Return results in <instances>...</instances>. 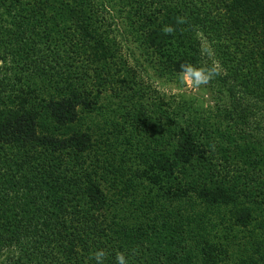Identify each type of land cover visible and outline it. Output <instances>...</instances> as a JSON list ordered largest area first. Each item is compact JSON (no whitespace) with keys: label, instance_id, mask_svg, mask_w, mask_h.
Wrapping results in <instances>:
<instances>
[{"label":"trees","instance_id":"1","mask_svg":"<svg viewBox=\"0 0 264 264\" xmlns=\"http://www.w3.org/2000/svg\"><path fill=\"white\" fill-rule=\"evenodd\" d=\"M177 16L187 23L176 25ZM167 24L176 28L175 41L191 52V63L208 64L200 54L207 42L225 70L216 79L226 86L227 100L211 113V121L216 114L219 120L205 129L209 134L201 138L189 125L175 122L176 133L185 136L171 150L143 160L148 163L133 161L122 171L106 169L102 162L99 172L100 156L115 158L135 146L130 136L114 130L129 111L95 123L110 147L90 148L88 127L58 136L35 130L40 112L53 121L43 114L49 111L60 125L78 121L88 105L79 91L89 83L103 87L102 93L113 90L114 83L123 87L122 94L139 90L136 78L142 79L134 75L139 62L129 65L119 48L131 39L152 52L164 49L161 28ZM0 61V256L10 254L5 264H95L77 243L92 252L89 241L95 243L96 236V248L114 238L127 258L134 256L130 264H202L207 258L210 264H236L228 258L226 240L240 224L226 230L222 224L237 220L236 215L227 220L218 210L226 205L221 200L237 199L230 190L234 184L223 188L226 181H241L242 187L264 184V0H0ZM113 63L130 75L110 81ZM4 68L9 74L2 73ZM9 96L13 100L7 104ZM120 100L151 118L133 97ZM192 135L216 139L199 146ZM29 153L37 157L35 164L13 168L8 160L11 154ZM180 170L207 182L199 191L191 179L182 186ZM212 207H218L216 213ZM248 215L238 212L243 224ZM107 219L110 231L116 220L120 234L132 231L137 240L122 244L105 233L99 225ZM106 251V264H116V253ZM250 260L264 264L261 257Z\"/></svg>","mask_w":264,"mask_h":264},{"label":"rangeland","instance_id":"2","mask_svg":"<svg viewBox=\"0 0 264 264\" xmlns=\"http://www.w3.org/2000/svg\"><path fill=\"white\" fill-rule=\"evenodd\" d=\"M23 4L24 3H22V6ZM13 12L16 13L15 10ZM118 39L121 38L118 37ZM165 40L166 44L164 45V49L162 46L156 49L154 52L150 51V49H146L145 44L137 47V43L139 44V41L135 43L131 39L125 42L123 41V45L119 48L121 50V54L123 55V59H126L129 65L134 66L136 61L139 62V64L137 63L139 67H135L136 70L134 72L135 76L139 75V77L142 79V82H139V80L136 78L139 90L132 92L125 91V93L122 94L121 92L123 87L114 83L113 90L109 91L108 93H102L103 91L98 90L103 89V87H97L95 83H89L88 86L86 85L85 87H81L79 91V95H83V98L88 101V105L86 109L82 110L83 113L79 115L78 121H74L72 124L68 123L60 125L57 124L55 117L49 111H43L46 112L43 114H47V118H52V120L56 123L44 119L46 115L43 116L40 112L38 113L35 120V130L40 134L47 132L58 136L64 133L74 132L79 126L88 127V130L90 129V148H97L100 146V144L104 143H108L110 147L107 137L105 136L106 133H100L95 126V123H99V119L104 115H106V117H123L121 114H125L127 111H129L131 116L126 119H122V121L117 119L119 123L117 122V124H115L114 130L117 136H130L135 146H132L130 149H123L122 152H120V154L115 158L100 156L102 161H98V164L96 163L97 165L95 164V168H97L96 171L102 167V162H104V168L106 169L116 166L118 170L122 171V169L130 167L132 164L134 165L133 161L148 163L147 161L143 162V160H149L158 154H163V150H171L174 148L175 143L178 142V137H181V135L185 136L181 132L176 133L179 128L176 127L178 124H175V122H179V124L182 125H189L193 133L197 136H200L201 138H203L206 134H209L205 129H210V127L214 128V124H216V121L219 120L216 114L214 122L211 121V113L216 110V107L219 104H223L227 100L225 96L226 86H223L221 82L217 81V77L210 84L203 86L200 90L195 92L180 86L177 81V74L180 71L181 64L193 62L187 58L188 55L189 57L191 56V52L185 49V45L178 44V42L175 41L174 34L167 35ZM59 42L61 41L59 40ZM87 50H89V46H87ZM213 59H216L215 55ZM204 60H206L208 64L211 63V60L208 57L204 56ZM159 63L161 64L159 65ZM154 64L159 65V67L156 68ZM170 64H172V66H170ZM0 65H3L1 61ZM114 68L115 67L113 63L111 70H114ZM2 73L4 75L9 74L5 68L2 69ZM104 73L106 72L104 71ZM127 75L130 74L127 73ZM127 75L123 69L117 65L115 71L112 74H109L107 78L110 81H115L117 79L114 78ZM104 85V83H101V86ZM131 97H133L136 107L147 108V110L152 113L151 118H148L150 114L148 112H144V110H141V113L134 111L132 112L128 104L120 100ZM12 100L13 98L9 96V98L5 99V102L9 104V102ZM182 100L184 101L182 102ZM165 104H169L168 108L165 107ZM261 114L264 113L261 112ZM181 117L183 119H181ZM179 119L182 120V122H180ZM134 129H137V134L132 136L130 134H133L132 130ZM195 135H192V139L195 141L197 140L199 146L203 144L211 145L216 139V137H212L213 139L200 140L197 139ZM208 136L210 138V135ZM217 136L219 135L217 134ZM221 140L223 141V139ZM152 146L153 148H156L155 153L152 152ZM34 158L37 162V157H34L33 153H29L27 155L24 154L23 156L20 154H11L8 160L13 162V168H15V165H22L21 168H23V166L35 164ZM92 167L93 166H89V170H91ZM100 170L99 172L103 171ZM180 171L183 174L181 175L178 173V177L182 186L190 184L189 181L191 179L190 182L193 184L192 186L196 188V191H199V186H203L204 183L207 182V180L201 181L200 179L202 177L198 173L187 171L190 176H192L190 177L189 175L185 174L184 170ZM234 182L235 183H230V180L226 181V183L223 185V188H229L231 184L236 186V188L230 189L234 190V196L232 199L235 196L237 198H235V203H232L231 200L228 202L219 200L226 205L222 206V210H218L219 216L222 215V217H225L227 220L231 215L233 217L236 215L237 220H233L232 218L228 224L227 221L222 224V226H226V230L233 225L236 226V223L240 224V227H238L240 230L236 228L233 229L234 231H231L230 238L226 240L230 248L227 252L228 258L236 264H250V256L254 258L261 257V259L264 260V252H262L264 250V196L262 195L264 194V184L251 182L247 187H245V185L242 187L241 185L243 184L241 181ZM112 190L115 191L114 188ZM116 190L118 191V188ZM194 193L195 191L193 194ZM219 201H217V203H219ZM212 208H214V212L216 213L218 207ZM242 209L245 210V214H249L244 219L245 224H243L238 217V212ZM100 221L101 220H99V222ZM109 221L110 220L107 219L99 225V227L104 228L105 233H109L122 244H131L133 243L131 240H137L134 236H132V231L125 234H120L116 225V220H113V223L111 224L114 232L110 231L109 227H107ZM153 229L158 228H156V225H154ZM250 231L252 232V236L248 235L250 234ZM150 233L152 236H154V234L157 232L150 231ZM104 237L109 236L104 235ZM247 237H249V240L251 239L250 245L246 244L245 242L244 238ZM157 238L158 240H163V232L158 234ZM95 239V243L89 241V243H91L92 252L99 249L96 248V244H98V236H96ZM236 245L237 249L233 248ZM103 248L105 250L109 248L115 253L118 251H126L125 248L123 250L119 249L117 246V241L114 238L107 245L103 246ZM77 250H79L81 253H92L88 251L86 245L83 246L78 243ZM9 258V253L0 256V264H5ZM128 259L135 261L133 255H130ZM207 259L210 260L209 258ZM207 259L205 263L202 264H210V261ZM140 263L146 264L145 262Z\"/></svg>","mask_w":264,"mask_h":264},{"label":"clouds","instance_id":"3","mask_svg":"<svg viewBox=\"0 0 264 264\" xmlns=\"http://www.w3.org/2000/svg\"><path fill=\"white\" fill-rule=\"evenodd\" d=\"M176 25L187 23V18L177 16L175 18ZM164 35H171L176 31L174 25L167 24L161 28ZM200 54L208 57L211 60L210 64L196 65L191 62L180 65V71L177 74V81L180 86H183L190 91H198L203 86L210 84L217 76L224 74L223 65L216 59H213L215 53L210 43H202ZM109 253L104 248H99L91 253L90 258L95 261V264H106V259ZM116 264H130L126 253L118 251L115 254Z\"/></svg>","mask_w":264,"mask_h":264}]
</instances>
